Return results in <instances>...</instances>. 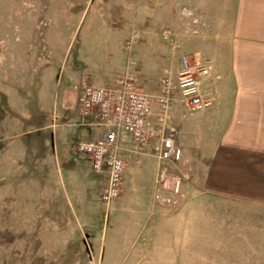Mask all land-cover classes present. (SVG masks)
Masks as SVG:
<instances>
[{"label":"rangeland","instance_id":"374dc122","mask_svg":"<svg viewBox=\"0 0 264 264\" xmlns=\"http://www.w3.org/2000/svg\"><path fill=\"white\" fill-rule=\"evenodd\" d=\"M180 54L211 67L207 108L174 94L181 192L155 200L151 146L133 153L125 136L122 189L103 204L108 174L89 180L77 150L101 134H80V81L110 84L132 57L152 92ZM239 108L264 126V0H0V264H264V202L203 180L200 153L224 141L210 131L236 127ZM73 163L86 180H57Z\"/></svg>","mask_w":264,"mask_h":264},{"label":"built area","instance_id":"2783aa9c","mask_svg":"<svg viewBox=\"0 0 264 264\" xmlns=\"http://www.w3.org/2000/svg\"><path fill=\"white\" fill-rule=\"evenodd\" d=\"M136 37V33L130 36L127 47L132 46ZM210 69L208 63L192 64L185 54H180L178 68L162 75L155 94L141 87L135 62L130 57L126 69L110 84H97L87 79L80 81L77 98L80 124H89L86 120L91 117L93 122L89 125L96 126L101 134L80 141L77 150L89 157L93 170H104L108 174L100 195L103 204L113 202L122 189L124 162L118 150L119 142L125 136L129 138L133 153H142L151 146L157 160L154 199L164 204L175 202L188 171L178 167L182 149L171 124L177 100L174 94L178 93V101L190 111L207 108L211 101L204 98V86ZM166 163L179 170L170 172Z\"/></svg>","mask_w":264,"mask_h":264},{"label":"crops","instance_id":"0c3cea01","mask_svg":"<svg viewBox=\"0 0 264 264\" xmlns=\"http://www.w3.org/2000/svg\"><path fill=\"white\" fill-rule=\"evenodd\" d=\"M150 88L151 85L149 84L144 89L150 94H155L156 90L151 92ZM153 103L155 104V102ZM236 104L244 103L238 102ZM175 108L177 110V107ZM77 109L78 102L76 107L78 116ZM238 110L235 112L234 118L237 121L236 125H234L236 127L224 130L218 128L210 131L213 136H222L224 141L220 140L222 141L221 143L219 141L215 142L211 148L204 146L200 153L201 165L202 169H204L203 180L207 181V185L210 188L207 190L208 192H214V194L219 196L231 197L234 200L243 202L263 203L264 126L260 123L255 124L252 114H244L246 109L243 112H241V108ZM175 121H177V116ZM86 122L90 124L93 119L90 117ZM77 124L79 125V123ZM89 124L83 127L81 135H89L96 130L93 125L90 126ZM235 139L237 143L233 144ZM179 145L182 149L183 157L184 150L180 143ZM79 167L80 163H73L68 167L58 166L55 176H57V180L62 181L70 179L86 180L83 177L86 173H83ZM65 168H70V170ZM103 172L104 170L94 172L90 166V171L88 172L90 174L89 180H99L98 177Z\"/></svg>","mask_w":264,"mask_h":264}]
</instances>
